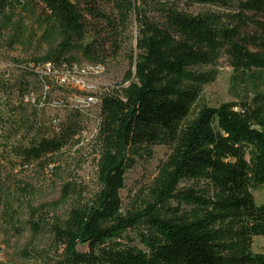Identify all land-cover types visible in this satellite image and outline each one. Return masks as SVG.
Wrapping results in <instances>:
<instances>
[{
    "label": "trees",
    "instance_id": "16d2710c",
    "mask_svg": "<svg viewBox=\"0 0 264 264\" xmlns=\"http://www.w3.org/2000/svg\"><path fill=\"white\" fill-rule=\"evenodd\" d=\"M23 1L39 8L45 29L59 43L18 66L13 82L0 75V98H5L8 123L15 119L14 134H32L24 145L10 150L24 163L41 162L44 169L75 141L81 113L61 110L75 115L65 123L59 120L57 129L37 122L43 109L29 105L23 95L34 92L33 83L40 90L42 85L28 65L105 67V57L92 49L93 43L75 47L84 40L91 20L112 32L114 55L128 27L136 30L134 48L126 57L129 70L120 85L101 96L95 116L101 189L90 204L72 208L65 221L52 225L54 243L65 260L69 264H264V254L251 251L252 239L264 237V203L256 204L252 195L264 186V0L240 1L229 13L196 15L179 4L210 0H102L100 8L98 0ZM10 2L0 0V18ZM75 48L84 63L67 57ZM221 60L231 70L229 91L234 101L211 108L201 103L202 91L215 81ZM153 145H165L170 152L158 167L151 198L160 208L169 203L176 207L166 209V217L151 204H146L142 216H124L119 193L126 173ZM184 181L203 182L206 190L180 188ZM139 217L149 227L148 234L140 235L144 250L122 243ZM30 223L37 229L33 218ZM227 233L237 241L232 246L224 242Z\"/></svg>",
    "mask_w": 264,
    "mask_h": 264
},
{
    "label": "rangeland",
    "instance_id": "374dc122",
    "mask_svg": "<svg viewBox=\"0 0 264 264\" xmlns=\"http://www.w3.org/2000/svg\"><path fill=\"white\" fill-rule=\"evenodd\" d=\"M10 1V6L0 18V75L13 82L19 74L18 66L43 56L50 48H55L59 40L45 29L43 25L45 15L34 3L23 0ZM240 1L244 0H210L205 4L193 3L190 6L181 3L179 7L192 15L222 14L233 12ZM221 2L226 5L222 6ZM103 5L104 2L98 0L97 6L100 8ZM121 37L120 42L123 45L114 55L112 32L105 25L91 20L84 40L81 44H75L77 47L93 43L92 49L99 51L105 57L106 70L97 76L88 75L84 80L98 79L96 92L99 90L104 92V87L108 91L120 85L129 70L126 57L129 49H133L135 45V27L133 25L128 27ZM67 57L77 62L86 61L77 48ZM217 70L215 81L203 88L201 96V103L211 108L234 101L229 91L230 68L221 60ZM31 89L36 94L40 90L34 83ZM63 94V91L53 88L49 97ZM4 100L5 98H0L2 116L0 118V264H69L62 250L54 243L51 229L54 223L65 221L72 208L90 204L94 195L101 189L97 179L100 149L95 140L96 132L93 130L98 121L89 122V118L81 115L75 141L53 156L49 162L52 165L44 169L45 165L41 162L24 163L10 150V147L24 145L32 134L23 132L14 134L17 128L16 123L13 124L15 119H9L8 123ZM93 110L92 116L95 117L98 113ZM29 114L28 110L26 115ZM54 115L65 123L75 113L72 111L54 113L43 109L37 113L36 121L41 122L44 127H50L51 117ZM32 122L34 124L33 118ZM82 128L87 130L83 139L79 135ZM146 149L148 152L136 158L135 165L126 173L124 188L119 193L121 213L124 216L136 214L142 216L146 204L157 206L151 198L150 190L154 187L159 165L170 151L165 145H153ZM189 187L199 192L206 190L203 182L195 185L184 181L180 185V188ZM252 195L256 204L264 203V186L253 191ZM160 207L158 205L156 210L166 217L168 216L166 209L174 208L176 204L169 203ZM180 209L189 214L187 207L181 206ZM32 218L37 224V229H34L30 223ZM226 223L227 227H233L231 222ZM148 228L144 218L139 217L134 230L124 234L122 243L144 250L140 243V235L148 234ZM224 242L232 246L237 241L232 234L227 233ZM78 250L86 251L85 247H78ZM251 251L264 254V237L252 239Z\"/></svg>",
    "mask_w": 264,
    "mask_h": 264
},
{
    "label": "built area",
    "instance_id": "2783aa9c",
    "mask_svg": "<svg viewBox=\"0 0 264 264\" xmlns=\"http://www.w3.org/2000/svg\"><path fill=\"white\" fill-rule=\"evenodd\" d=\"M28 68L38 77L41 82L39 93L29 92L23 95L27 98L29 105L37 109L50 110L54 113L64 109H81L96 107L101 105V96L107 94L106 87L104 92H96L98 79H88L81 81L79 63L54 65H34L29 64ZM96 69H105L96 68ZM63 91L61 96L49 97L51 89ZM59 117H51V125L57 129ZM97 119H88L89 122Z\"/></svg>",
    "mask_w": 264,
    "mask_h": 264
},
{
    "label": "bare ground",
    "instance_id": "6f19581e",
    "mask_svg": "<svg viewBox=\"0 0 264 264\" xmlns=\"http://www.w3.org/2000/svg\"><path fill=\"white\" fill-rule=\"evenodd\" d=\"M79 68L81 69L80 70V79L81 81H84L85 78L89 75V77H93V76H97L101 73H103L105 71V69H96V68H104L102 66H99V65H89V64H85V65H79ZM101 91V90H99ZM98 91V92H99ZM95 109L97 112H99L100 108L99 106H96V107H88V108H81L80 109V113L83 117L85 118H89V119H92V114L94 112ZM58 123H59V120H58ZM96 132V135H97V126L93 127ZM87 134V130L86 128L82 129L80 131V137L83 139Z\"/></svg>",
    "mask_w": 264,
    "mask_h": 264
}]
</instances>
